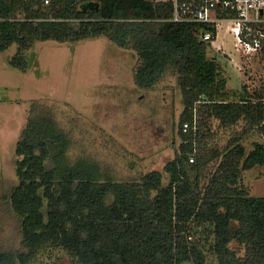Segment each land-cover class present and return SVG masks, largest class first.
<instances>
[{"label": "trees", "instance_id": "trees-1", "mask_svg": "<svg viewBox=\"0 0 264 264\" xmlns=\"http://www.w3.org/2000/svg\"><path fill=\"white\" fill-rule=\"evenodd\" d=\"M171 16L170 0H0V51L18 45L13 67L25 71L35 39L103 36L135 51L138 88L154 89L171 72L182 101L173 158L129 180L69 162V139L52 118L29 119L16 141L10 193L22 249L0 250V264H30L49 247L71 264H209V255L216 264H264V196L242 182L244 170L264 166L262 86L227 91L221 64L196 35L205 26ZM213 122L242 127L210 146ZM251 130L262 140L246 149L240 135Z\"/></svg>", "mask_w": 264, "mask_h": 264}, {"label": "rangeland", "instance_id": "rangeland-1", "mask_svg": "<svg viewBox=\"0 0 264 264\" xmlns=\"http://www.w3.org/2000/svg\"><path fill=\"white\" fill-rule=\"evenodd\" d=\"M218 45L231 60L216 50ZM212 46L206 55L221 64L227 91L241 90L243 84L250 91L261 86L262 68L255 64L241 70L233 64L240 59L232 36L222 31ZM17 50L14 43L0 51V250L22 249L20 221L10 193L18 184L16 141L29 119L52 118L69 139V162L84 160L98 168L101 178L129 180L162 170L173 158L182 109L174 74L166 73L154 89L138 88L132 80L135 51L106 37L64 42L35 39L24 51L25 71L11 64ZM241 127L239 122L223 129L213 122V133L205 134L204 140L222 146ZM253 140H262L253 130L240 135L246 149ZM214 166L211 161L204 173ZM242 182L250 195L264 196V166L244 170ZM208 263L216 264L213 256H208ZM30 264H71V260L62 250L49 247Z\"/></svg>", "mask_w": 264, "mask_h": 264}, {"label": "built area", "instance_id": "built-area-1", "mask_svg": "<svg viewBox=\"0 0 264 264\" xmlns=\"http://www.w3.org/2000/svg\"><path fill=\"white\" fill-rule=\"evenodd\" d=\"M49 1L43 0V3L48 4ZM170 1V19L205 26L198 29L196 35L209 46L214 44L222 31L232 36L235 51L240 59L239 63L234 61L233 64L241 70L254 68L255 64L262 68L261 86L264 92V0ZM216 50L223 52L220 45L216 46ZM224 55L231 60L226 53ZM189 126L188 122H184L182 130L186 131ZM189 160L192 161L193 157L190 156Z\"/></svg>", "mask_w": 264, "mask_h": 264}, {"label": "crops", "instance_id": "crops-1", "mask_svg": "<svg viewBox=\"0 0 264 264\" xmlns=\"http://www.w3.org/2000/svg\"><path fill=\"white\" fill-rule=\"evenodd\" d=\"M247 78H248V76H247ZM247 82H249V79H247L246 83H247ZM246 88H247L248 91H250V90H249V87L246 86Z\"/></svg>", "mask_w": 264, "mask_h": 264}]
</instances>
